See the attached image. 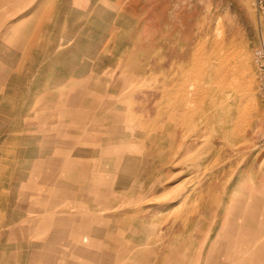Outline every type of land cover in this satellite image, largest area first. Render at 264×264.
Segmentation results:
<instances>
[{"label": "rangeland", "instance_id": "rangeland-1", "mask_svg": "<svg viewBox=\"0 0 264 264\" xmlns=\"http://www.w3.org/2000/svg\"><path fill=\"white\" fill-rule=\"evenodd\" d=\"M263 42L259 0H0V264H264Z\"/></svg>", "mask_w": 264, "mask_h": 264}, {"label": "bare ground", "instance_id": "bare-ground-1", "mask_svg": "<svg viewBox=\"0 0 264 264\" xmlns=\"http://www.w3.org/2000/svg\"><path fill=\"white\" fill-rule=\"evenodd\" d=\"M206 41H207V40H206ZM203 45H204V44H203ZM205 47H206V46H205ZM195 48H196V46H195ZM199 48H200V47H199ZM206 48H207V47H206ZM219 48H221V46H220ZM226 48H227V47H226ZM237 49H238V48H237ZM237 49H236V50H237ZM194 50H195V49H194ZM203 50H204V49H203ZM220 50H221V49H220ZM230 50H231V49H230ZM230 50H227V51H229V54H231V52L233 51V50H232V51L230 52ZM236 50H235V51H236ZM210 51H211V50H210ZM225 51H226V50H225ZM235 51H234V52H235ZM192 52H194V51H192ZM198 53H199V52H198ZM198 53H197V54H198ZM201 53H202V52H201ZM204 53H205V51H204ZM211 53H212V52H210V53H209V56H208V55H207V56L210 57V54H211ZM219 53H220V52H219ZM219 53H218V54H219ZM227 53H228V52H227ZM227 53H226V54H227ZM241 54H242V50H241ZM219 55H220V54H219ZM224 55H225V54H224ZM231 55H232V54H231ZM234 55H235V54H234ZM236 55H237V54H236ZM238 55H239V53H238ZM238 55H237V56H238ZM244 55H245V57H244V56H239V58H238V59L236 60V62L233 63V64H229V63L226 61V62L228 63V65H226V64H225V65H222V64L220 63L222 66H218V68H216V67L214 68L215 71H217V70H218V71L221 70V72H222V74H223L222 76H224V77H226L227 75L230 76V81H229L227 84L231 85V87L234 86V88H236V90H242V89L244 90L245 88H247L246 86L249 85L248 81H246L247 79L244 80V77L246 76V73H247V72H246V73H245V76H244V71H247V70H246V69H247V68H246V54H244ZM220 56H221V55H220ZM222 56H223V53H222ZM222 56H221V57H222ZM227 56H228V55H227ZM203 57H204V56H203ZM213 57H215V56H213ZM216 57H217V56H216ZM218 57H219V56H218ZM230 57H231V56H230ZM247 57H248V56H247ZM195 58H196V57H195ZM201 58H202V57H201ZM197 59H198V58H197ZM205 59H207V57H206ZM205 59H203V61H204ZM209 59H210V58H209ZM193 60H194V59H193ZM195 60H196V59H195ZM195 60H194V61H195ZM198 60H199V59H198ZM207 60H208V59H207ZM217 60H218V58H217ZM224 60H225V59H223V61H224ZM233 60H235V59L233 58ZM205 61H206V60H205ZM228 61H229V60H228ZM224 62H225V61H224ZM247 62H248V61H247ZM198 63H199V62H198ZM200 63H201V62H200ZM202 63H203V62H202ZM205 63H206V65H207L208 61H206ZM218 63H219V62H218ZM208 64H210V63H208ZM206 65L204 64L205 67H206ZM207 66H208V65H207ZM210 66H211V68L213 67L211 64H210ZM248 66H249V65H248ZM199 68H200V67H199ZM206 68H207V67H206ZM203 69H204V68H203ZM206 70H207V69H206ZM202 71H203V70H202ZM175 74H176V73H175ZM195 74H196V73H195ZM197 74H198V73H197ZM173 76H174V74H173ZM198 76H199V75H198ZM218 76H219V75H218ZM180 77H181V76H179V78H180ZM199 77H200V76H199ZM220 77H221V76H220ZM246 77H247V76H246ZM94 78H95V77H94ZM99 78H101V77H99ZM200 78L202 79V77H200ZM218 79H219V78H218ZM103 80H104V79H103ZM227 80H228V78L224 81V83H225ZM249 80H251V79H249ZM167 81H168V83L171 85V88H167V89H165L166 92H167V94L170 95V96H175V95H173V94H175V93L177 92V88H180V86H179L180 84L178 83L179 85H177V86H179V87H176V88H175L176 90H175V89H174V87H175V86H174L175 83H174L173 77L168 78V79L166 80V82H167ZM181 81H182V80H181ZM101 82H102V79H101ZM217 82H218V80H217ZM220 82H221V81H220ZM94 83H95V81H94ZM221 83H223V82H221ZM221 83H220V84H221ZM95 84H96V83H95ZM182 84L185 85V84H184V80H183V83H182ZM220 84H218V85H220ZM227 84H226V85H227ZM96 85H97V84H96ZM183 85H182L181 87H183ZM204 85H205V84H204ZM213 85H214V84H213ZM223 85H224V84H223ZM98 86H99V85H98ZM185 86H186V85H185ZM113 87H114V86H113ZM186 87H187V86H186ZM186 87H184V88H186ZM208 87H209V86H208ZM229 88H230V87H229ZM250 88H251V87H250ZM181 89H182V88H181ZM190 89H191V88H190ZM195 89H196V88H195ZM248 89H249V87H248ZM251 89H252V88H251ZM191 90H193V89H191ZM197 90H199V89H197ZM210 90H211V89H210ZM175 91H176V92H175ZM181 91H182V90H181ZM200 91H202V90H200ZM245 91H246V90H245ZM237 92H238V91H237ZM178 93H179V92H178ZM182 93H183V92H182ZM186 93H187V92H186ZM201 93H202V92H201ZM187 94H189V91H188ZM199 94H200V93H199ZM238 94H239V93H238ZM238 94H237V95H238ZM243 94H244V93H243ZM250 94H251V92H250ZM189 95H191V94H189ZM195 95H196L197 97H194V100H195L196 98L198 99V94H196V92H195ZM245 95H246V94H245ZM183 96H184V95H183ZM200 96H201V95H200ZM202 96L204 97V94H203ZM205 96H206V95H205ZM238 96H239V95H238ZM241 96H242V95H241ZM243 96H244V95H243ZM243 96H242V98H243ZM181 97H182V96H181ZM207 97H208V96H207ZM247 97H248V96H247ZM182 98H184V100H185V98H188V97H187V95H186V97H182ZM189 98H190V97H189ZM189 98H188V99H189ZM250 98H252V97L250 96ZM77 99H78V98H77ZM104 99H105V98H104ZM161 99H162V98H161ZM169 99H170V98H169ZM192 99H193V97H192ZM192 99H191V100H192ZM200 99H201V98H200ZM203 99H204V98H203ZM244 99H245V98H244ZM244 99H242V100L244 101ZM247 99H248V98H247ZM116 100H118V99H116ZM176 100H177V99H176ZM180 100H181V98H180ZM194 100H193V101H194ZM169 101H171V102H170V104H171V103H172V100H169ZM186 101H187V100H186ZM193 101H192V103H193ZM198 101H199V100H198ZM198 101H197V102H198ZM240 101H241V99H240ZM240 101H239V102H240ZM249 101H251V100H249ZM187 102H189V100H188ZM195 102H196V101H195ZM201 102H202V101H200V103H201ZM245 102H246V101H245ZM103 103H106V102H103ZM165 103H166L165 105H167V103H169V102H165ZM182 103H184V102H182ZM192 103H191V101H190V104H192ZM248 103H249V102H248ZM106 104H107V103H106ZM186 104H187V103H184V105H186ZM194 104H195V103H194ZM241 104H242V103H241ZM107 105H108V106H106V105L103 104V106H106V107L111 106V105H109V104H107ZM175 105H176V104H175ZM200 105H201V104H200ZM167 106H168V105H167ZM171 106H174V105H171ZM187 106H188V105H187ZM187 106H186V107H187ZM237 106H239V105H237ZM248 106H249V105H248ZM253 106H254V104H253ZM111 107H112V106H111ZM168 107H169V106H168ZM186 107H185V108H186ZM197 107H198V106H197ZM98 108H99V107H98ZM159 108H160V107H159ZM164 108H165V107H164ZM238 108H239V107H238ZM238 108H237V109H238ZM240 108H243V107L240 106ZM254 108H255V107H254ZM109 109H111V108H109ZM213 109H214V107H213ZM244 109H245V108H244ZM244 109H243V110H244ZM106 110H107V109H106ZM125 110H126V108H125ZM160 110H161V109H160ZM241 110H242V109H241ZM247 110H248V109H247ZM187 112H188V111H187ZM238 112H240V111L238 110ZM242 112H244V111H242ZM245 112H246V111H245ZM250 112H251V111H250ZM250 112H249V114H250ZM157 113H158V112H157ZM240 113H241V112H240ZM240 113H239V114H240ZM169 114H170V113H169ZM242 114H243V113H242ZM236 116H237V114H236ZM245 116H246V115H245ZM247 116H248V115H247ZM247 116H246V117H247ZM104 117H105V116H104ZM154 118H155V117H154ZM237 118H238V117H237ZM240 118H241V117H240ZM251 118H252V117H251ZM103 119H104V118H103ZM231 119H232V118H231ZM243 119H244V118H243ZM248 119H249V118H247V120H248ZM241 120H242V119H241ZM249 120H250V119H249ZM239 121H240V119H239ZM245 121H246V120H245ZM235 122H236V120H235ZM241 122H242V121H241ZM106 123H107V122H106ZM106 123H105V124H106ZM248 123H249V122H248ZM221 124H222V123H221ZM243 124H244V122H243ZM103 125H104V124H103ZM122 126H123V125H122ZM122 126H121V127H122ZM168 126H169V125H168ZM242 126H243V125H242ZM123 128H125V127H123ZM243 128H244V127H243ZM150 130H151V128H150ZM73 132H75V131H73ZM77 132L79 133V131H77ZM77 132H76V133H77ZM139 132H140V131H139ZM235 132H236V131H235ZM123 134H124V133H123ZM75 136H76V135H75ZM75 136H74V137H75ZM74 137H73L72 139H74ZM76 137H78V136H76ZM121 137H122V136H121ZM123 137H124V136H123ZM125 137H126V136H125ZM144 137H145V136H144ZM140 138H141V137H140ZM127 139H128V138H127ZM75 140H76V139H75ZM88 140H89V139H88ZM124 140H125V139H124ZM126 142H127V141H126ZM127 143H128V142H127ZM133 143H134V142H133ZM170 143H171V142H170ZM80 144H81V143H80ZM80 144H79V145H80ZM156 144H160V143H156ZM153 145H154V144H153ZM211 145H212V144H211ZM212 146H213V145H212ZM66 147H69V145L66 146ZM80 147H81V145H80ZM126 147H127V146H126ZM69 148H70V147H69ZM71 148H72V147H71ZM76 148H77V147H76ZM84 148H85V147H84ZM202 148H203V147H202ZM134 149H135V148H134ZM148 149H150V147H149ZM214 149H215V148H214ZM80 150H81V149H80ZM80 150H79V151H80ZM161 150H162V149H161ZM64 151H65V150H64ZM77 151H78V150H77ZM148 151H149V150H148ZM138 152H139V151H138ZM142 152H143V151H142ZM153 152H154V151H153ZM71 154H72V153H71ZM144 154H145V153H144ZM150 154H151V153H150ZM201 154H202V152H201ZM80 155H81V154H80ZM128 155H129V154H128ZM152 155H153V154H152ZM138 156H139V155H138ZM138 156L136 155V157H138ZM84 157H85V155H84ZM131 157H132V156H131ZM139 157H141V156H139ZM126 158H127V157H126ZM128 158H129V157H128ZM128 158H127V160H128ZM146 158H147V155H146ZM198 158H199V157H198ZM130 159H131V158H130ZM124 160H125V159H123V162H124ZM127 160H126V161H127ZM140 160H141V158H140ZM145 160L147 161V159H145ZM130 161H131V160H130ZM123 162H122V163H123ZM151 162H152V161H151ZM20 163L22 164L23 162H20ZM124 163H125V162H124ZM129 163H130V162H129ZM129 163H128V164H129ZM147 163H148V162H147ZM24 164H25V163H24ZM131 164H133V163H131ZM131 164H130V165H131ZM139 164H140V163H139ZM142 165H143V164H142ZM138 166H139V165H138ZM150 166H151V165H150ZM127 167H129V166H127ZM135 167H136V166H135ZM19 168H20V167H19ZM123 169H124V168H123ZM137 169H138V168H137ZM0 170H1V169H0ZM123 171H125V170H123ZM123 171H122V172H123ZM122 172H121V173H122ZM124 173H125V172H124ZM135 173H136V170L134 171V174H135ZM15 176H16V175H15ZM15 176H14V177H15ZM125 177H126V176H125ZM152 177H153V173H151V175H149V176L147 177V180H148V183H149V184H148V183H147V184H148V187L150 186V187H152V189H153L154 185H153V183H152V180H153ZM118 178H119V176H118ZM118 178H117V179H118ZM121 178H122V177H121ZM126 178H127V177H126ZM126 178H125V180H126ZM122 180H123V179H122ZM130 180H132V179H130ZM140 180H142V179H140ZM189 180H190V179H189ZM143 182H144V181H143ZM143 182H142V183H143ZM142 183H141V184H142ZM138 188H141V185H140V186L138 185ZM138 188H137V189H138ZM156 188H157V187H156ZM142 189H143V188H142ZM200 191H201V190H200ZM198 192H199V191H198ZM55 193H56V192H55ZM57 193H58V192H57ZM141 193H142V191H141ZM181 193H182V192H181ZM184 193H185V192H184ZM184 193H183V194H184ZM200 193H201V192H200ZM200 193H199V194H200ZM59 194H60V193H58V195H59ZM184 195H185V194H184ZM80 196H81V195H80ZM181 196H182V195H181ZM202 196H203V195H202ZM73 197H74V196H73ZM86 198H87V197H86ZM88 198H89V196H88ZM161 198H163V197H161ZM76 199H77V198H76ZM81 199H82V197H81L79 200H81ZM176 199H177V198H176ZM185 199H186V198H185ZM187 200H188V199H187ZM84 201H85V200H84ZM86 201H88V200L86 199ZM97 201H98V200H96L95 203H97ZM99 201H100V200H99ZM99 201H98V202H99ZM157 201H158V199H157ZM100 202H101V201H100ZM176 202H177V201H176ZM184 202H185V201H184ZM172 203H173V202H172ZM190 203H191V201H190ZM77 204H78V202H77ZM177 204H178V203H177ZM184 204H186V203H184ZM171 205H172V204H171ZM179 205H180V204H179ZM191 205H192V203H191ZM195 205H196V204H195ZM76 206H77V205H76ZM177 206H178V205H177ZM181 206H182V205H180V206H179L180 208H179V207H178V208L181 209ZM187 206H188V205H187ZM187 206H186V207H187ZM241 206H242V205H241ZM137 207H138V206H137ZM141 207H142V206H141ZM141 207H140V208H141ZM184 207H185V205H184ZM188 207H190V206H188ZM188 207H187V208H188ZM192 207H195L194 204L192 205ZM192 207H191V208H192ZM182 208H183V207H182ZM239 208H240V207H239ZM241 208H243V207H241ZM93 209H94V210H95V209L98 210V209H100V208H93ZM138 209H139V208H137V210H138ZM142 209H143V208H142ZM175 209H176V208H175ZM140 210H141V209H140ZM176 210H177V209H176ZM193 210H194V209H193ZM236 210H237V209H236ZM242 210H243V209H242ZM64 211H65V210H64ZM78 211H79V210H78ZM82 211H83V210H82ZM177 211H179V210H177ZM173 212H175V210H174ZM182 212H183V211H182ZM185 212H187V211H185ZM237 212H238V211H237ZM239 212H240V210H239ZM107 213H108V212H107ZM116 213H118V212H116ZM175 213L177 214L178 212H175ZM88 214H89V213H88ZM112 214H113V213H112ZM170 214H171V213H170ZM181 214H184V213H181ZM185 214H186V213H185ZM185 214H184V215H185ZM113 215H114V214H113ZM150 215H151V214H150ZM157 215H158V214H157ZM177 215H178V214H177ZM179 215H180V213H179ZM186 215H188V214H186ZM186 215H185V216H186ZM234 215H235V213H234ZM236 215H237V214H236ZM95 217H96V216H95ZM112 217H113V216H112ZM112 217H111V219H112ZM163 217H164V216H163ZM167 217H168V216H167ZM69 218H70V217H69ZM109 218H110V217H109ZM114 218H115V217H114ZM158 218H159V217H158ZM66 219H68V218H66ZM115 219H116V218H115ZM115 219H114V221H115ZM151 219H152V218H151ZM63 220H64V219H63ZM131 220H132V219H131ZM184 220H185V224H184L185 227H187L189 224H191V225L194 226V225L197 223V221H198V219H197V220H193V219H191V218H189V217H185ZM65 221H66V220H65ZM82 222H84V221H82ZM62 223H63V221H62ZM116 223H118V222H116ZM141 223H142V222H141ZM66 224H67V223H66ZM70 224H71V223H70ZM61 225H62V224H61ZM67 225H69V224H67ZM71 226H72V224H71ZM92 226H94V225H92ZM124 228H125V227H124ZM124 228H123V229H124ZM126 228H127V227H126ZM93 229H94V228H93ZM96 229H97V228H96ZM99 229H102V228H99ZM125 230H126V229H125ZM94 231H95V229H94ZM104 231H105V230H104ZM90 232H91V231H90ZM58 233H59V232H58ZM101 234H104V233H101ZM128 234H129V233H128ZM94 235H95V233H94ZM259 236H260V233H257V234H256V237H255L256 239H255L254 243H252L253 245H252V249H251V250H252V256L254 257V260H255V257L258 258V259L256 260V262H258L260 258L263 259V257H264V243H263L262 241L259 240ZM120 244H121V242H120ZM250 244H251V243H250ZM48 245H49V244H48ZM205 246H206V245H205ZM214 247H215V246H214ZM249 247H250V246H249ZM249 247H248V248H249ZM82 248H83V247H82ZM217 249H218V248H217ZM84 250H85V249H84ZM91 251H93V250H91ZM218 251H219V250H218ZM218 251H217V250H213V253H218ZM87 252H88V251H87ZM94 252H95V250H94ZM103 252H104V251H103ZM103 252H102V253H103ZM88 253H90V252H88ZM96 254H97V253H96ZM106 254H107V252H106ZM219 254H220V253H219ZM253 254H254V255H253ZM99 255H100V254H99ZM221 255H222V253H221ZM93 256L96 257L97 255L94 254ZM100 256H101V255H100ZM108 256H109V255H108ZM210 256H211V255H210ZM252 256H251V259L248 258L249 261H251V262H253ZM210 258H211V257H210ZM94 259H95V258H94ZM177 259H178V258H177ZM219 259H220V257H219ZM103 260H104V259H103ZM108 260L110 261V259H108ZM174 260H175V259H174ZM213 260H214V259H213ZM216 260H217V258H216ZM102 262H103V261H102ZM105 262H106V261H105ZM211 262H212V261H211ZM211 262H209V263H211ZM173 263H174V262H173ZM173 263H172V264H173ZM209 263H208V264H209ZM107 264H109V263H107Z\"/></svg>", "mask_w": 264, "mask_h": 264}, {"label": "built area", "instance_id": "built-area-1", "mask_svg": "<svg viewBox=\"0 0 264 264\" xmlns=\"http://www.w3.org/2000/svg\"><path fill=\"white\" fill-rule=\"evenodd\" d=\"M263 3L259 0L260 7H263ZM253 58L260 75L261 86L264 87V42L253 51Z\"/></svg>", "mask_w": 264, "mask_h": 264}]
</instances>
